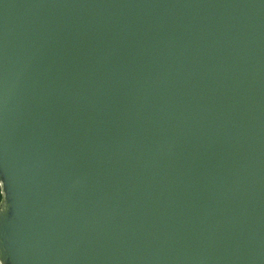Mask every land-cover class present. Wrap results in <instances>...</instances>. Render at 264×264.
I'll return each instance as SVG.
<instances>
[{"label":"water","instance_id":"1","mask_svg":"<svg viewBox=\"0 0 264 264\" xmlns=\"http://www.w3.org/2000/svg\"><path fill=\"white\" fill-rule=\"evenodd\" d=\"M0 264H264V0H0Z\"/></svg>","mask_w":264,"mask_h":264},{"label":"snow or ice","instance_id":"2","mask_svg":"<svg viewBox=\"0 0 264 264\" xmlns=\"http://www.w3.org/2000/svg\"><path fill=\"white\" fill-rule=\"evenodd\" d=\"M3 183H4V181L3 180H0V186H2L3 185ZM7 203H5V205L3 206V208L2 209H0V214H2V210L3 209H5L6 207H7Z\"/></svg>","mask_w":264,"mask_h":264},{"label":"trees","instance_id":"3","mask_svg":"<svg viewBox=\"0 0 264 264\" xmlns=\"http://www.w3.org/2000/svg\"><path fill=\"white\" fill-rule=\"evenodd\" d=\"M2 200V192H1V187H0V202Z\"/></svg>","mask_w":264,"mask_h":264},{"label":"clouds","instance_id":"4","mask_svg":"<svg viewBox=\"0 0 264 264\" xmlns=\"http://www.w3.org/2000/svg\"><path fill=\"white\" fill-rule=\"evenodd\" d=\"M6 212V208L2 210V214H4Z\"/></svg>","mask_w":264,"mask_h":264}]
</instances>
